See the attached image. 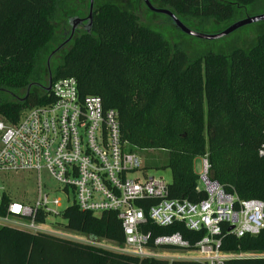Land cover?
I'll list each match as a JSON object with an SVG mask.
<instances>
[{"label":"trees","instance_id":"16d2710c","mask_svg":"<svg viewBox=\"0 0 264 264\" xmlns=\"http://www.w3.org/2000/svg\"><path fill=\"white\" fill-rule=\"evenodd\" d=\"M156 1L189 27L191 20L200 26L233 19L241 8L255 2ZM65 2L0 0V116L9 123H17L25 110L53 100L43 86L49 82L47 60L56 49V20ZM167 21L175 26L168 16ZM68 45L51 70L52 84L75 78L82 96H100L105 109L117 110L121 136L135 149L167 151L171 199L197 203L207 197L206 191L197 190L199 174L194 166L196 158L207 154L213 180L240 199L264 201V33L250 50L235 48L228 54L191 57L161 32L141 23L136 14L106 2L94 7L91 26L77 29L63 48ZM8 201L4 194L1 215L6 214ZM62 216L72 233L119 244L125 240L114 212L96 216L73 205ZM151 228L155 235L180 231L191 244L205 234L180 223ZM224 233L222 251L243 254L226 264H264V228L242 237L228 233L227 227ZM0 264L202 263L141 259L70 238L0 225Z\"/></svg>","mask_w":264,"mask_h":264},{"label":"built area","instance_id":"2783aa9c","mask_svg":"<svg viewBox=\"0 0 264 264\" xmlns=\"http://www.w3.org/2000/svg\"><path fill=\"white\" fill-rule=\"evenodd\" d=\"M50 93L51 102L25 110L17 123L0 117V209L3 195L9 197L0 225L70 235L76 241L141 259L202 264H226L243 256L222 251L224 227L237 237L255 235L264 228V201L240 199L213 180L207 154L202 156L197 186L207 197L197 203L171 199L169 183L149 174L138 154L141 150L122 138L117 110L105 109L100 96H82L75 78L56 80ZM45 172L58 183L56 188L43 181ZM13 175L35 182L32 199L13 197L8 188ZM58 191L70 201L65 209ZM73 205L96 216L116 213L124 242L77 240L78 233H66L49 223L54 220L60 225L55 218L63 217ZM176 223L205 234L191 244L180 231L155 235L151 228Z\"/></svg>","mask_w":264,"mask_h":264},{"label":"rangeland","instance_id":"374dc122","mask_svg":"<svg viewBox=\"0 0 264 264\" xmlns=\"http://www.w3.org/2000/svg\"><path fill=\"white\" fill-rule=\"evenodd\" d=\"M106 2H113L117 4L121 9L129 11L136 14L140 22L152 27L153 29L162 33L165 39L172 45H179L183 50L187 51L191 57H197L199 55H204L208 52L215 53H231L235 48H243L245 50H250L255 43L257 37L264 33V20L250 23L244 25L230 34L219 38V39H201L188 34H185L177 29L173 24L167 21V16L161 13H156L150 10L143 0H95L94 7H98ZM150 2L156 6L160 7V4L156 0H150ZM264 14V0H255V2L247 7L241 8L238 11L237 15L230 20L223 22L210 21V23H204L203 25L196 26L197 21L191 20L190 28L200 31L203 33L214 34L218 33L231 24L248 18ZM88 16V0H66L65 5L60 9L57 20H56V36L58 38L55 43L57 47L64 39L65 33L69 32L71 26L66 23L69 18L79 17L83 19L82 23L78 25V29L84 30V25L87 21L85 20ZM66 46L59 53L51 58L50 68H54L55 64L58 63L63 55L68 50ZM47 76V75H46ZM46 80L43 84H46ZM1 117V116H0ZM138 154L142 158L144 165L149 170V174L160 176L167 183H171L172 175L169 168L166 167L168 161V152L165 150H156V149H146L138 151ZM195 170L200 175L202 168V157L195 159ZM24 175H13V178L9 180L8 188L11 191V194L15 198L25 197L27 199H32L34 197V189L36 188L35 182L32 180L25 181L23 180ZM43 181L51 187H57L58 183L50 177L48 173H43ZM57 197L61 199L62 209H65L70 201H67L66 196L59 192L56 194ZM72 200V199H71ZM55 221H58L60 225L55 224L54 220L49 223L59 230L65 231L68 233V230L64 227L66 221L63 217L58 216L55 218ZM67 230V231H66ZM70 233V231H69ZM72 233V232H71ZM63 238H70L75 240L70 235H62L51 233ZM73 234V233H72ZM87 235L79 236L76 234L77 240H83ZM240 255V254H239ZM243 255V254H241ZM248 255H253L252 253ZM264 255V253H261Z\"/></svg>","mask_w":264,"mask_h":264},{"label":"water","instance_id":"95a60500","mask_svg":"<svg viewBox=\"0 0 264 264\" xmlns=\"http://www.w3.org/2000/svg\"><path fill=\"white\" fill-rule=\"evenodd\" d=\"M143 2L146 4V6L150 10H152L156 13H161V14H164V15L170 17L172 19V21L174 22L175 26L181 32L188 34V35H191V36H194V37H197V38L207 39V40L222 38V37L230 34L231 32L235 31L236 29H238L244 25L264 20V14L259 15V16H254V17H248V18L239 20V21L231 24L230 26H228L227 28H225L224 30H222L218 33L209 34V33H203L200 31H196V30L190 28L189 26L184 24L181 21V19L168 8L156 7L150 2V0H143ZM94 3H95V0H89V13H88L87 18L85 19L87 21V24L84 25L85 29H87V28H89V26H91L92 15H93V11H94ZM82 21H83V19H81L79 17H74V18L68 19V22L71 26L70 36L66 40L62 41L56 47V49L51 52V54L49 55L48 60H47V65H48V69H49V82H48L47 86H43L45 91L50 92V90L52 88V75H51L52 73H51V68H50L51 58L54 56V54L57 51L62 49L64 47V45L67 44L72 39V37L74 36L75 30L77 29L78 25L80 23H82ZM30 87L31 86H29V88Z\"/></svg>","mask_w":264,"mask_h":264},{"label":"flooded vegetation","instance_id":"af4514ba","mask_svg":"<svg viewBox=\"0 0 264 264\" xmlns=\"http://www.w3.org/2000/svg\"><path fill=\"white\" fill-rule=\"evenodd\" d=\"M69 25H70V24H69ZM77 29H78V28H77ZM77 29H76V30H77ZM76 30H75V32H76ZM67 34H68V32H66V33H65V36H64V38L67 36ZM74 34H75V33H74Z\"/></svg>","mask_w":264,"mask_h":264}]
</instances>
